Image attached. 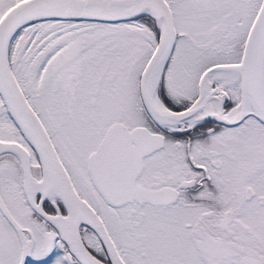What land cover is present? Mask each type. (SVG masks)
Instances as JSON below:
<instances>
[{
	"label": "snow or ice",
	"instance_id": "6c2138e0",
	"mask_svg": "<svg viewBox=\"0 0 264 264\" xmlns=\"http://www.w3.org/2000/svg\"><path fill=\"white\" fill-rule=\"evenodd\" d=\"M0 264H264V0H0Z\"/></svg>",
	"mask_w": 264,
	"mask_h": 264
}]
</instances>
